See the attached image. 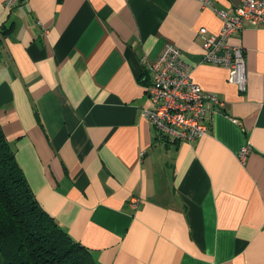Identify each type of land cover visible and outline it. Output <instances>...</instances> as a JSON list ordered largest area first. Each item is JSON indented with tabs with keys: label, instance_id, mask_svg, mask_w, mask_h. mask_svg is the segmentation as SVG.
Listing matches in <instances>:
<instances>
[{
	"label": "crops",
	"instance_id": "1",
	"mask_svg": "<svg viewBox=\"0 0 264 264\" xmlns=\"http://www.w3.org/2000/svg\"><path fill=\"white\" fill-rule=\"evenodd\" d=\"M5 1L0 123L58 224L100 264H264V26L231 36L241 91L200 63L198 29L222 26L201 0ZM210 1L233 12L241 0ZM169 41L224 102L192 141L160 138L142 114L148 63Z\"/></svg>",
	"mask_w": 264,
	"mask_h": 264
},
{
	"label": "built area",
	"instance_id": "2",
	"mask_svg": "<svg viewBox=\"0 0 264 264\" xmlns=\"http://www.w3.org/2000/svg\"><path fill=\"white\" fill-rule=\"evenodd\" d=\"M21 1L6 0L5 7L12 9ZM201 1L219 15L222 26L216 34H210L206 27L198 29L203 40L200 63H214L227 68L228 81L246 91L245 49L232 43L231 36L248 25L264 26V0H241L233 12L219 9L210 0ZM197 64L185 59L181 49L170 41L160 55L148 63L149 76L144 85L148 104L142 109V114L159 136L192 141L209 132L214 115L221 111L223 100L194 80L193 71ZM249 150V144L241 148L239 157L242 162H245ZM132 201L138 204L136 197Z\"/></svg>",
	"mask_w": 264,
	"mask_h": 264
},
{
	"label": "trees",
	"instance_id": "3",
	"mask_svg": "<svg viewBox=\"0 0 264 264\" xmlns=\"http://www.w3.org/2000/svg\"><path fill=\"white\" fill-rule=\"evenodd\" d=\"M11 28L0 32L6 34ZM0 252L3 264H100L41 206L1 123Z\"/></svg>",
	"mask_w": 264,
	"mask_h": 264
}]
</instances>
